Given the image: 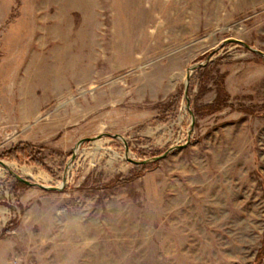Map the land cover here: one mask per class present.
Returning <instances> with one entry per match:
<instances>
[{"label":"rangeland","instance_id":"1","mask_svg":"<svg viewBox=\"0 0 264 264\" xmlns=\"http://www.w3.org/2000/svg\"><path fill=\"white\" fill-rule=\"evenodd\" d=\"M257 55L264 0H0V264H264Z\"/></svg>","mask_w":264,"mask_h":264},{"label":"trees","instance_id":"2","mask_svg":"<svg viewBox=\"0 0 264 264\" xmlns=\"http://www.w3.org/2000/svg\"><path fill=\"white\" fill-rule=\"evenodd\" d=\"M257 56L259 58L263 59L260 55H257ZM28 149H29V145L20 144V145H18L16 147H13L11 150L5 152L2 155V158H8L10 160H16L18 158V156H20V155L25 156V154L29 153ZM28 156H29V154H28ZM33 161L37 162L35 158H33Z\"/></svg>","mask_w":264,"mask_h":264},{"label":"water","instance_id":"3","mask_svg":"<svg viewBox=\"0 0 264 264\" xmlns=\"http://www.w3.org/2000/svg\"><path fill=\"white\" fill-rule=\"evenodd\" d=\"M246 47H248V48L251 49L250 46H246ZM255 52H257V51H255ZM257 53L260 54V55H263V54H261L260 52H257ZM89 140H90V139H85V140L81 141L80 144H81L82 142H84V141H89ZM172 150H174V149H171L168 153H170ZM168 153H166L165 155H163V156H161V157L154 158V160H160V159L166 157ZM144 163H145V162H144ZM0 164H3V163L0 161ZM23 181L28 183V181H26V180H23Z\"/></svg>","mask_w":264,"mask_h":264},{"label":"bare ground","instance_id":"4","mask_svg":"<svg viewBox=\"0 0 264 264\" xmlns=\"http://www.w3.org/2000/svg\"><path fill=\"white\" fill-rule=\"evenodd\" d=\"M47 65V64H46ZM48 68V67H47ZM51 68V67H50ZM50 75V74H49ZM48 76V75H47ZM42 79V78H41Z\"/></svg>","mask_w":264,"mask_h":264}]
</instances>
